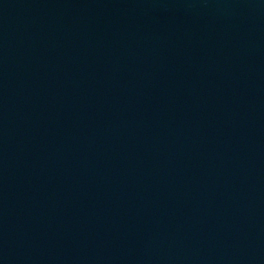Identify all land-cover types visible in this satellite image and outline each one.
Listing matches in <instances>:
<instances>
[{
	"label": "water",
	"instance_id": "obj_1",
	"mask_svg": "<svg viewBox=\"0 0 264 264\" xmlns=\"http://www.w3.org/2000/svg\"><path fill=\"white\" fill-rule=\"evenodd\" d=\"M0 264H264V0H0Z\"/></svg>",
	"mask_w": 264,
	"mask_h": 264
}]
</instances>
